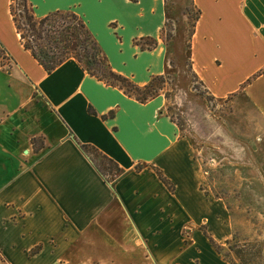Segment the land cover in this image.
<instances>
[{
	"label": "crops",
	"instance_id": "obj_1",
	"mask_svg": "<svg viewBox=\"0 0 264 264\" xmlns=\"http://www.w3.org/2000/svg\"><path fill=\"white\" fill-rule=\"evenodd\" d=\"M29 1L37 17L79 15L111 67L136 84L167 70L166 0ZM10 2L0 0V264H233L210 241L223 245L235 233L227 206L205 194L164 95L139 103L74 58L47 73L20 44ZM202 17L190 55L207 93L263 83L264 0H205V62ZM141 37L157 46L141 50ZM81 144L113 159L121 174L106 180Z\"/></svg>",
	"mask_w": 264,
	"mask_h": 264
},
{
	"label": "rangeland",
	"instance_id": "obj_2",
	"mask_svg": "<svg viewBox=\"0 0 264 264\" xmlns=\"http://www.w3.org/2000/svg\"><path fill=\"white\" fill-rule=\"evenodd\" d=\"M198 1L204 7L203 11L196 6L199 19L204 15L197 47L205 62V0ZM166 5L171 37L165 42L167 75L160 91L166 100L164 112L190 141L205 194L221 198L227 206L235 233L221 252L233 264H264V82L248 92L208 94L192 70L189 44L196 14L192 0H166ZM2 56L0 52L4 62ZM256 76L244 86L253 84ZM4 85L0 78V87ZM113 173L109 179L115 178Z\"/></svg>",
	"mask_w": 264,
	"mask_h": 264
},
{
	"label": "trees",
	"instance_id": "obj_3",
	"mask_svg": "<svg viewBox=\"0 0 264 264\" xmlns=\"http://www.w3.org/2000/svg\"><path fill=\"white\" fill-rule=\"evenodd\" d=\"M192 4L196 9V14L190 30V51L191 38L200 17V10L196 7L194 0H192ZM9 13L20 44L47 73H51L69 58H74L89 75L106 85L120 88L139 103H146L160 95L162 84L166 81V71L160 75H152L144 85H138L130 77L116 72L86 23L72 10H55L43 17H37L29 0H11ZM167 26L166 20L160 34V38L165 42L171 37V32H167ZM157 43L158 39L153 37H141L135 40V44L141 50H152L157 46ZM249 81L250 78L247 82ZM88 111L95 113L92 108H89ZM112 115L113 112L108 114V116ZM80 147L106 180H109L108 175L113 172L115 177L121 174L122 170L118 164L94 146L81 144ZM104 164L109 165V169ZM163 181L165 180L163 179ZM210 241L215 249L223 255L222 245L215 243L211 238Z\"/></svg>",
	"mask_w": 264,
	"mask_h": 264
}]
</instances>
